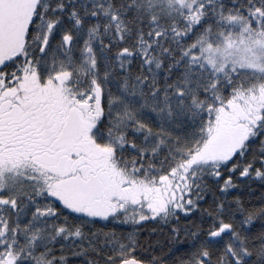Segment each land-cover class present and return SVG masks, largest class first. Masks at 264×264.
<instances>
[{
  "label": "snow or ice",
  "instance_id": "1",
  "mask_svg": "<svg viewBox=\"0 0 264 264\" xmlns=\"http://www.w3.org/2000/svg\"><path fill=\"white\" fill-rule=\"evenodd\" d=\"M0 264H264V0H0Z\"/></svg>",
  "mask_w": 264,
  "mask_h": 264
}]
</instances>
